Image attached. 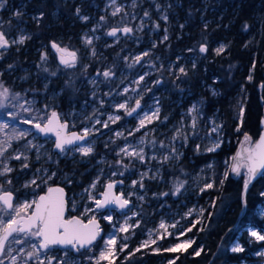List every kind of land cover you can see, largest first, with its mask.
<instances>
[{
  "label": "rangeland",
  "instance_id": "rangeland-1",
  "mask_svg": "<svg viewBox=\"0 0 264 264\" xmlns=\"http://www.w3.org/2000/svg\"><path fill=\"white\" fill-rule=\"evenodd\" d=\"M62 1L64 12L69 13L70 16L59 21V13L57 10L53 12L51 26L57 27L62 34L48 43L40 39L33 40L34 30L38 32L41 26V18L40 14L27 9L30 0H6L4 7L0 8V25H2L0 31H4L10 40H18L21 36L30 37L23 44L17 43L6 50L0 49V83L9 88L12 94H20L18 102L10 100L6 102L9 107L0 109V121L7 120L10 124H15L19 130L30 129V125L18 121L32 116L50 115L51 111H56L61 121L68 122L69 131L80 132L84 127L91 128L95 118L106 121L109 115H119L121 119L116 123H110L108 128L102 127L101 124L95 125L98 131L94 130V134L90 136L94 153L88 157L72 152L58 154L53 149L52 139L42 140L34 133V129H31L32 135L19 141L13 140L12 148L6 153L11 155L17 150L24 152L29 157L27 161L29 167L22 169L21 164L24 161L11 160L10 166L15 169L10 174L13 183L11 186L5 185V188L16 189L19 193L15 203L31 201L38 198L39 189L45 191L52 186L63 188L70 186L73 175L65 171L64 167L85 164L86 171L93 170L94 174L88 184L79 191L69 194L67 199L69 210L81 213L87 220L93 215L96 219L111 215V222L103 219L109 228L103 239L96 245L97 247L93 246L91 251H82L79 255L67 250V257H65L66 250H52L49 254L66 259L68 264H94V260H89L87 257H98L109 235L114 234L117 238L115 246L117 254L113 264H133L137 260L139 261L136 264L176 262L184 251L169 252L165 249L187 240L194 242L193 229L205 222L210 205L208 196L204 195L213 190L216 179V170L210 163L187 172L179 162L184 157L191 159L192 156L214 153L224 142H227L220 116L201 96L203 92L210 97H215L217 94L214 86L215 78H211V82L207 83L203 78L207 76L204 69L201 73L202 79L197 78L196 69L199 62L204 60L207 51L201 53L200 46L176 54L170 51L172 36L178 34L177 32H180L185 25L180 19L181 12L177 10L180 6L179 0H135V7H133V0H115V4H112L111 0H77L76 5H74L76 0ZM189 1H191L188 4L189 7L198 4L202 10L199 22L208 24L211 18L204 19L203 16L206 10L209 14L215 15L214 6L217 1ZM157 5L160 6L159 10ZM82 6L88 9L81 11ZM116 7H121L122 11L113 16L111 13ZM77 9L80 10L79 15ZM145 11L149 13V16H144ZM17 12L21 15L17 16ZM194 12L196 13L197 9ZM164 15H167V21L162 19ZM83 16L89 19L84 21L81 19ZM102 16L105 17L103 21L100 19ZM64 21L68 23L62 27ZM157 24L158 28L155 27ZM121 26L131 27L133 33L130 36L114 39L107 37L110 29L122 28ZM62 29L64 32L61 31ZM69 30L73 33L69 34ZM42 35L45 34L42 33ZM165 35L168 36L167 40L163 39ZM85 38H91L92 44L86 45ZM28 42L31 44L29 45ZM51 42L77 52L79 62L75 69L63 68L60 73L53 69V59L50 57ZM221 45L225 46V51L227 50L228 44L220 41L213 46L214 55H217L215 50ZM92 49H95V56L92 55ZM144 52H148L149 55L143 57L140 64L128 67L135 56L142 55ZM44 53L48 55L47 61L41 60V55ZM28 54H31V59L28 58ZM124 57H128V60L125 61ZM9 65L12 67L10 68ZM83 66H87L86 71ZM181 67L185 69L186 75L180 73ZM45 68L48 69L47 72L44 71ZM108 68L115 72L111 80L105 81L103 76H97L98 71L103 72ZM53 72L56 74L52 75ZM141 75L144 76V80L137 85L134 82ZM93 79L97 81L95 85L91 83ZM53 80H55L54 85L62 86L53 88ZM125 87L129 91L126 94H118L122 93ZM133 89L136 90L133 91ZM94 92L95 96H93ZM105 93L111 94L105 95ZM61 97L65 105L60 101ZM137 99L140 100V108L133 116H128L124 110H117L114 107L125 101L129 108L135 107ZM100 100L104 101L103 107L100 106ZM26 101L29 103H25ZM11 104H24L25 107L31 108V116L19 106L12 108ZM193 105L196 106L197 111L190 112ZM156 108H159V119L136 132L139 119L145 113L151 114ZM241 108L243 107L239 103L237 110L239 120ZM94 109L98 110L96 117L92 121L85 120V117L91 115ZM8 111L17 113L18 120L13 121L7 117L5 113ZM193 118L196 120L195 129L192 127ZM214 126H220L218 132L212 131ZM7 131L11 132V129ZM130 131H133L134 135H128ZM117 132L123 135L117 137L115 135ZM142 137L145 143L141 145ZM0 139H3L2 135ZM243 139L244 137H241L236 143V151ZM28 141L42 145L39 149V159H37L36 149L25 148ZM151 141H155V145ZM217 141L220 142V147L215 151H207ZM161 142L165 147H160ZM125 145H131L137 149L143 147L144 162L123 154L118 156L117 152ZM172 148H175V153L171 151ZM164 155H169L170 158L161 163ZM153 156L156 158L152 159ZM118 160H122V164H117ZM230 162L231 174L232 159ZM38 169L39 172H37ZM113 172L116 175H112ZM145 172L148 175L142 179V174ZM48 177L51 178L48 179ZM235 178L244 182L243 170L242 174ZM33 179H36V185L39 186L31 185L25 188L24 185ZM141 179L143 188L139 183ZM54 180L55 183H53ZM97 180L96 187L92 189L90 186ZM114 181L124 183L117 187V194L123 193L124 197L131 202V207L126 212L117 214L115 211L108 210L104 213L95 211L86 214V208H95L93 200L89 198L90 195L100 199L106 184ZM133 181L138 183L133 186ZM179 182H183L184 187L179 194L173 195ZM209 183L213 184V187L205 188V185ZM201 189L204 190L201 191ZM163 193L168 195H162ZM141 196L143 200L139 198ZM201 209H203L202 213ZM133 213L137 215L133 216ZM125 221L128 225L138 226L131 227L127 233L120 232L119 228L125 224ZM253 221L257 225H251L248 222L235 230V238L227 249L229 254L238 256V261L229 264H264V255H259L264 253V241H256L249 234L251 230L264 234V196L260 195ZM161 223L167 226L166 229L160 228ZM174 224L176 227H172ZM189 228L191 231H188ZM125 236L128 237L127 240L124 239ZM152 240L156 243L152 244ZM145 241L148 242V246L140 247ZM125 243L127 248L121 251L120 246ZM236 245L243 247L244 251H231ZM137 248L140 250L136 251ZM29 264L32 262L30 261ZM100 264H108V261H101Z\"/></svg>",
  "mask_w": 264,
  "mask_h": 264
},
{
  "label": "snow or ice",
  "instance_id": "snow-or-ice-1",
  "mask_svg": "<svg viewBox=\"0 0 264 264\" xmlns=\"http://www.w3.org/2000/svg\"><path fill=\"white\" fill-rule=\"evenodd\" d=\"M6 3V0H0V8H3ZM112 4H115V0H111ZM133 7H135V0H133ZM160 6L157 5V9L159 10ZM77 14L79 15L80 10L77 9ZM122 11L121 7H116L114 11L111 13L113 16H116ZM17 16L21 14L19 12L16 13ZM144 16H149V13L145 11ZM43 17V13L40 14V18ZM82 20L87 21L89 18L87 16L81 17ZM102 21L105 20V17L100 18ZM162 19L167 21V15L162 16ZM2 27V25H0ZM141 27L143 25L141 24ZM155 27H159V25H155ZM183 27V26H181ZM118 33H123L125 35L133 33V29L131 27L124 26L122 28L113 27L111 30L107 32L108 36L117 37ZM26 39H30V37L21 36L18 40H10L4 31H0V49H7L11 47L13 44H23ZM164 40L168 39V36L165 35L163 37ZM86 45L92 44L91 38H85ZM155 47V45H153ZM51 48L58 54L59 65L63 66L65 69H75L79 62V58L76 51H70L67 47H61L56 42H51ZM201 53L207 51L205 45H201L199 48ZM217 55H220L225 51V46L221 45L216 50ZM92 55L95 56V49H92ZM148 52H144L142 55H137L133 58L132 63L128 64V67H133L135 64H140L143 60V57L148 56ZM48 55L44 53L41 55L42 61H47ZM125 61L128 60V57H124ZM11 68L12 66L9 65ZM85 71L87 70V66H83ZM195 67V65H193ZM44 71H48L47 68ZM180 73L185 74V69L181 67L179 69ZM55 75L56 73H51ZM97 76H103L105 81L111 80L115 76V72L108 68L103 72L98 71ZM251 79V76L249 77ZM144 80V76L141 75L138 80L134 83L137 85ZM92 84H96L97 81L93 79L91 81ZM159 83V81H157ZM264 87V85H262ZM136 89H133L135 91ZM129 91L127 87L123 89L122 93L118 94H126ZM111 93H105V95H110ZM95 96V92L93 93ZM20 94L15 93L12 94L10 89L5 87L3 83H0V109H5L9 107V104L6 102L19 101ZM29 103V102H25ZM100 106H104V101H99ZM19 106L24 112L29 113L31 116L32 109L29 107H25L24 104H11L12 108H16ZM47 108V106H45ZM117 110H124L125 114L128 116H132L133 113L137 112V109L140 108V100L137 99L135 102V107H128L127 101L124 103H119L114 106ZM96 109H94L93 113L89 116L85 117V120L92 121L94 117L97 115ZM190 112L197 111L196 106L189 110ZM5 115L13 121L18 120L17 113L8 111ZM139 115V114H137ZM240 117H243V108L240 109ZM121 117L119 115L113 116L109 115L106 121H101L99 118L94 119V123L92 127H84L80 132L69 131V124L67 121H61L60 115L56 111H51L50 115L44 116H32L28 119H22L18 122L30 125V129L19 130L15 124H10L7 120L0 121V135L3 136V139H0V264H29L31 261L32 264H68L67 260L64 258H57L56 256L50 255L49 253L56 246H60L65 249V257H67V250H74L77 253H81L83 251H91L94 242L100 237L101 229L100 225L95 217V215L91 216L88 221L85 223L81 218L72 216L70 218H65V212L67 210L66 201L64 198V189L59 187H49L47 194L41 195L38 199H34L31 201H21L18 203H14V192L11 188H5V185L11 186L13 181L10 177V174L15 170L10 166L11 160L24 161L21 164L22 169H27L29 164L27 163L29 157L20 151H16L11 155H6L9 149L12 148V141L20 139H24L25 137L32 135L31 129H35L36 133L43 134L44 136H48L52 134L55 136L54 147L58 150L59 154H67L69 152L79 153L83 157H88L94 153V147L92 142L88 139L91 135L94 134L96 124H101L102 127L108 128L110 123H116L119 121ZM159 119V108H156L155 111L151 112V114L145 113L143 117L139 119V126L135 129L136 132L141 129L147 127L148 124H151L154 120ZM264 124V121H262ZM74 127V125H73ZM192 127L195 129L196 120L193 118ZM220 126H214L212 128L213 132H218ZM11 129V132L7 131ZM240 129L237 128V131ZM117 137L123 135L121 132L115 133ZM128 135H134L133 131H130ZM147 135V134H145ZM177 135H179V130H177ZM176 137H174L175 139ZM187 139V137H185ZM145 140L142 137L140 140V144H144ZM153 145H155V141H151ZM107 146V145H106ZM42 145L33 144L31 141L25 145V148L28 150L36 149L37 159H39V149ZM160 147H165L163 142H161ZM199 147V146H198ZM220 147V142L217 141L213 147L207 149V151H215L216 148ZM171 151L175 153V148H172ZM121 154L139 159L141 162H144L145 155L143 147L139 149L131 147V145H125L121 147L117 152V155ZM156 157L153 156L152 159ZM170 158L169 155H164L161 163L168 161ZM178 158V156L176 157ZM233 163L231 165V172L236 174L237 176L242 174L244 175V191L247 192L249 185L257 178V176H264V132L261 133L259 138L255 141L247 134L244 133V139L241 142L240 150L231 158ZM117 164H122V160H118ZM40 170L38 169L37 172ZM123 173H121L122 175ZM53 175H55L53 173ZM112 175H116L115 172ZM148 173L145 172L142 174V179L144 176H147ZM228 172H225L224 179H227ZM51 177H48L50 179ZM142 179L139 182L140 187L143 188ZM96 182L90 186L92 189L96 187ZM223 180L220 181L223 184ZM122 183V181H121ZM138 182L133 181V186H135ZM31 185H36V179H33L27 182L24 187H30ZM37 187L39 185H36ZM115 184L112 182L107 183L105 186V191L101 193L102 199H97L90 195V199L93 200L95 204V209H85V213L95 212L98 209H106L110 206H115L120 210H124L128 208L130 201L124 197L123 193L120 195H116L113 193V188ZM184 187L183 182H179L173 195H177L180 193L181 188ZM213 184L209 183L205 185V188H212ZM204 189H201L203 191ZM162 195H168V193H163ZM261 196H264V192H261ZM143 200V196L139 197ZM246 200L243 201V206L246 207ZM75 207V205H73ZM203 209H201V213ZM126 215V213H125ZM137 215L133 213V216ZM103 219L111 222L112 216L105 215ZM199 223V221H197ZM138 225H128L127 221L125 224L119 228L120 232L127 233L131 227H135ZM195 226V225H193ZM166 225L164 223L160 224V228L166 229ZM172 227H176V225H172ZM191 231V228L188 229ZM183 234V233H181ZM252 237L255 238L256 241H264V234L257 232L256 230H251L249 233ZM163 238V237H161ZM125 240L128 239L127 236L124 237ZM152 244H155L156 241L152 240ZM193 241L187 240L182 243H177L173 247L165 249L169 252H177V251H186L189 247H191ZM116 244L117 238L114 234L109 235L108 239L105 241V247L100 251L98 257H87L89 260H94V264H100L101 261H108V264H113L114 258L116 256ZM19 246V247H14ZM148 242L145 241L141 244L140 247H147ZM127 248V244H121L120 250L123 251ZM140 248H137L136 251H139ZM159 251V249H156ZM202 249L196 250L194 254L199 256L201 254ZM233 252H243L244 249L240 245H236L231 249ZM15 253V254H14ZM259 255H264V253H259ZM170 264H175V261H170Z\"/></svg>",
  "mask_w": 264,
  "mask_h": 264
},
{
  "label": "trees",
  "instance_id": "trees-1",
  "mask_svg": "<svg viewBox=\"0 0 264 264\" xmlns=\"http://www.w3.org/2000/svg\"><path fill=\"white\" fill-rule=\"evenodd\" d=\"M216 1L215 15L209 14L206 10L204 19L211 18V20L204 25L199 22L202 11L200 6L194 4L193 7H189L191 1L179 0L180 6L177 10L181 12L180 19L185 25L180 32H177L178 34L172 36L170 42V51L175 54L193 47L206 46L207 53L204 60L199 62L196 69L197 78L202 79L201 73L204 69L207 76L203 78L207 83L211 82V78H215L214 86L217 94L215 97H210L202 92L201 96L220 116L227 140L214 153L192 156L191 159L184 157L179 162L187 172L210 163L216 170V179L213 190L204 195L208 196L210 202L205 222L193 229L194 242L191 248L181 253L175 264H229L238 261V256L229 254L227 248L235 238L237 228L248 222L257 225L253 218L256 206L260 202V194L264 192V176H258L248 187L247 192H244V182L231 177L229 172V164L235 155L236 143L239 139L247 133L255 141L264 128L262 124L264 121V87H262L264 85V0ZM77 3L76 0L74 5ZM62 4V0L28 2L29 11L43 13L41 26L38 32L34 30L33 40L40 39L48 43L62 34L57 27L51 26L53 25L51 16L56 10L59 13V21L70 16L69 13L64 12ZM80 9L83 11L88 7L82 6ZM195 9H197L196 13ZM67 23L64 21L62 27ZM61 31L64 32L63 29ZM72 33L73 31L69 30V34ZM220 41L226 42L228 48L220 55H214L213 46ZM50 57L53 59V69L62 72L63 68L55 62L53 53ZM28 58H32L31 54H28ZM54 82L55 80H53V88L62 86L54 85ZM62 100L63 97L60 101L65 105ZM239 103L243 107V117L240 120L237 113ZM237 128L240 130L237 131ZM86 167L85 164L64 167L65 171L73 175L72 184L64 186L67 196L79 191L90 182L94 172L86 171ZM57 169L59 170L60 166ZM225 172H228L227 179H224ZM221 180L224 181L223 184L220 183ZM43 192V189L38 190L40 194ZM244 200L247 202L246 207L243 206ZM98 244L99 242L96 245ZM200 249H202L201 254L196 256L194 252Z\"/></svg>",
  "mask_w": 264,
  "mask_h": 264
},
{
  "label": "water",
  "instance_id": "water-1",
  "mask_svg": "<svg viewBox=\"0 0 264 264\" xmlns=\"http://www.w3.org/2000/svg\"><path fill=\"white\" fill-rule=\"evenodd\" d=\"M111 30V29H110ZM131 34H127V35H125V34H123V33H118L117 34V37L118 36H123V37H125V36H130ZM107 37L109 38V39H114V38H116V37H111V36H108L107 35ZM50 48H51V44H50ZM51 51H52V53L55 55V57H56V62H57V64H58V66L60 67V68H63V66H61V65H59V58H58V54L51 48ZM138 110V109H137ZM135 113H133V115H134ZM132 115V116H133ZM262 132H264V129L262 130ZM261 132V133H262ZM34 133L35 134H37V135H39V137L42 139V140H45V139H52V140H55V136L54 135H52V134H49L47 137L46 136H44L43 134H38V133H36V130L34 129ZM261 133H260V135H261ZM259 135V136H260ZM90 138L91 137H88V139L90 140ZM259 138V137H258ZM240 147H241V145L239 146V148L237 149V151H239L240 150ZM54 149V151H56L57 153H58V150H56L55 149V147L53 148ZM237 151H236V153H237ZM235 153V154H236ZM59 154V153H58ZM231 177H233V178H235V177H237V175L236 174H234V173H232L231 172ZM258 177V176H257ZM253 182H254V180H253ZM252 182V183H253ZM112 183H114L115 184V187L113 188V193L114 194H116V195H120V194H117V192H116V188L117 187H119L121 184H120V181H114V182H112ZM251 183V184H252ZM250 184V185H251ZM107 185V184H106ZM249 185V186H250ZM53 188H55V187H59V188H63V187H61V186H52ZM64 189V188H63ZM47 191H48V189L47 190H45L42 194H40L39 196H41V195H45V194H47ZM103 191H105V187H104V189H103ZM102 191V192H103ZM244 191V190H243ZM245 192V191H244ZM38 196V197H39ZM64 198H65V201H66V206H67V210H66V212H65V218H70L69 217V210H68V202H67V199H68V197H67V192H66V190L64 189ZM38 199V198H37ZM100 199H102V197H101V194H100ZM129 206H130V203H129ZM129 206H128V208H129ZM128 208H126V209H124V210H120L119 208H117V207H115V206H110L109 208H106V209H98V210H96V211H105V210H117V212H125ZM95 209V208H94ZM97 221H98V223H99V225H100V229H101V233H100V237H98L97 238V240L94 242V245L93 246H95L98 242H100L102 239H103V237H104V231H103V228H102V225H101V223L99 222V220L97 219ZM87 222V221H86ZM85 222V223H86ZM92 246V247H93ZM53 250H65V249H63V248H61L60 246H56ZM71 251H73L74 253H77V252H75L74 250H71ZM83 251V250H82Z\"/></svg>",
  "mask_w": 264,
  "mask_h": 264
},
{
  "label": "flooded vegetation",
  "instance_id": "flooded-vegetation-1",
  "mask_svg": "<svg viewBox=\"0 0 264 264\" xmlns=\"http://www.w3.org/2000/svg\"><path fill=\"white\" fill-rule=\"evenodd\" d=\"M122 27V26H121ZM118 37H122V36H118ZM54 55V54H53ZM54 57H55V55H54ZM55 62H56V57H55ZM57 63V62H56ZM53 142H54V140H53ZM54 144V143H53ZM120 184H121V186L124 184L123 182L121 183L120 182ZM13 192H14V203H15V201H16V198H17V196H18V192H17V190L16 189H14L13 190ZM116 192H117V188H116ZM124 195V194H123ZM69 196V195H68ZM67 196V197H68ZM68 202V201H67ZM131 202H130V206H129V208L131 207ZM68 210H69V207H68ZM107 210H105V211H102L103 213L104 212H106ZM108 211H110V212H112V211H115V213L117 214V213H119V212H117V210H108ZM126 212V211H125ZM72 216H76V217H79V218H81L84 222H86V221H88L86 218H84V216L81 214V213H79V212H71L70 210H69V217H72ZM98 220H99V222L101 223V225H102V228H103V231H104V234H106V231L108 230V228H109V226H108V224L103 220V218L100 216L99 218H98ZM96 246V245H95ZM56 251H59V250H56ZM72 254H77V253H74L73 251H72ZM79 255H80V253H78Z\"/></svg>",
  "mask_w": 264,
  "mask_h": 264
}]
</instances>
